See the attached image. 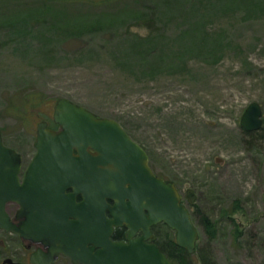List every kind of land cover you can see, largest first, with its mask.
Listing matches in <instances>:
<instances>
[{"label": "rangeland", "instance_id": "1", "mask_svg": "<svg viewBox=\"0 0 264 264\" xmlns=\"http://www.w3.org/2000/svg\"><path fill=\"white\" fill-rule=\"evenodd\" d=\"M95 1L0 0L5 143L30 163L59 99L113 119L185 205L194 191L217 264H263L264 125L249 137L240 122L253 102L264 119V0Z\"/></svg>", "mask_w": 264, "mask_h": 264}, {"label": "water", "instance_id": "2", "mask_svg": "<svg viewBox=\"0 0 264 264\" xmlns=\"http://www.w3.org/2000/svg\"><path fill=\"white\" fill-rule=\"evenodd\" d=\"M53 120L58 130L47 121L38 125L37 154L22 185L19 155L4 146L0 129V169L7 170L0 181L8 184L0 186V228L49 249L48 255L34 254V264H51L59 254L74 264H176L150 242L152 228L162 223L175 231L178 246L196 252L193 190L185 205L176 184L155 174L146 150L117 121L67 99L56 102ZM240 125L247 132L263 128L258 102L247 107ZM8 201L21 206L20 226L5 212ZM119 228L127 229L126 241L113 239Z\"/></svg>", "mask_w": 264, "mask_h": 264}, {"label": "flooded vegetation", "instance_id": "3", "mask_svg": "<svg viewBox=\"0 0 264 264\" xmlns=\"http://www.w3.org/2000/svg\"><path fill=\"white\" fill-rule=\"evenodd\" d=\"M48 128L53 130H58L59 126L55 124L54 126H49ZM3 138V135H2ZM4 146L13 149L19 158V170L17 173L18 182L19 185H22L24 183L27 169L30 165V163L33 161L36 154L33 156L30 163H27L24 155L19 152L17 149H14L10 146H8L4 139H3ZM18 158H10L9 161L15 162ZM3 169H0V178L7 176V170L2 171ZM0 186H8V184L4 183L3 181H0ZM72 189H68L67 193H71ZM77 202L82 201L81 196H77L76 198ZM21 209V206L16 201H8L5 204V212L8 215L9 219L13 224L16 226H20L22 220L17 219V215ZM121 230V233L118 238H115V235L117 231ZM153 231V229H152ZM154 234V232H153ZM137 236H141V233H138ZM113 239L116 241H126L127 240V229L126 228H119L115 230ZM150 242H154L153 240ZM39 252H42L46 255L49 254V249L45 247L41 243L34 242L30 239H24L20 233L16 231H7L4 228H0V264H34L31 261V258L34 254H38ZM7 260H10V263H6ZM51 264H74L72 260L63 254H59L55 257V260Z\"/></svg>", "mask_w": 264, "mask_h": 264}, {"label": "trees", "instance_id": "4", "mask_svg": "<svg viewBox=\"0 0 264 264\" xmlns=\"http://www.w3.org/2000/svg\"><path fill=\"white\" fill-rule=\"evenodd\" d=\"M121 0H97L95 1L94 5H111L116 2H120ZM154 13L152 12L151 16H153ZM152 19V20H151ZM154 18L148 19V25H151V23L154 22ZM256 132H249L248 136H254ZM249 143L251 140H248ZM199 219L198 222L200 226L204 229L205 234L207 235V239L209 242L213 241L217 237V226L216 223L210 218L209 215L205 214L204 212H200L197 214ZM192 218L193 213H192ZM195 222V220H194ZM154 232V242L158 245L160 250L167 255L170 260L176 264H217L211 251L209 249H204V247H201L200 240L201 237L198 241L197 244V250L194 255H191L188 253L187 250L181 248L178 246L175 237H167L168 233H174L172 229H170L167 225L165 224H159L153 228ZM121 233V230L117 231L115 238H118ZM236 239L240 241L241 239H244L246 236L249 239H253V236H251L250 233H247L246 231H243L240 229V225H237V229L235 232ZM174 236V235H173ZM264 264V263H263Z\"/></svg>", "mask_w": 264, "mask_h": 264}, {"label": "bare ground", "instance_id": "5", "mask_svg": "<svg viewBox=\"0 0 264 264\" xmlns=\"http://www.w3.org/2000/svg\"><path fill=\"white\" fill-rule=\"evenodd\" d=\"M196 250H197V249H196ZM195 253H196V252H195ZM195 253H194V254H195ZM194 254H192V255H194Z\"/></svg>", "mask_w": 264, "mask_h": 264}]
</instances>
